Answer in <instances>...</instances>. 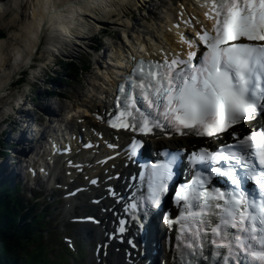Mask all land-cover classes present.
Wrapping results in <instances>:
<instances>
[{"label":"snow or ice","instance_id":"snow-or-ice-1","mask_svg":"<svg viewBox=\"0 0 264 264\" xmlns=\"http://www.w3.org/2000/svg\"><path fill=\"white\" fill-rule=\"evenodd\" d=\"M70 7L102 4L86 0L61 6L58 0H36V34L43 36L49 25L59 27ZM195 7L199 15L186 14L179 5L173 25L178 50L161 49L157 59L151 58L155 53L131 56L130 67L121 66V74L113 78L112 107L105 109L106 116L92 115L115 130L117 139H125L123 145L107 143L114 155L97 163L115 161L121 156L117 148L126 160H135L143 137L216 141V148L199 147L187 155L190 177L180 182L177 153L162 151L163 159L141 165L137 187L143 190L123 201V211L141 233L174 185L175 212L161 214L171 234L167 264H264V0H196ZM71 166L80 170V165ZM107 194L118 195L112 187ZM83 219L96 222L91 216ZM127 223L119 219L108 238H123ZM126 243L137 247L132 238Z\"/></svg>","mask_w":264,"mask_h":264},{"label":"bare ground","instance_id":"bare-ground-1","mask_svg":"<svg viewBox=\"0 0 264 264\" xmlns=\"http://www.w3.org/2000/svg\"><path fill=\"white\" fill-rule=\"evenodd\" d=\"M149 0H100V3L102 4V7H95V8H87L85 7L84 10H77L75 7H70L66 10V15L63 16L62 20L60 21L59 27L53 28L52 25H49L48 28L45 29V34L43 36H39L36 34V25L38 24L39 18L33 17L32 13V7L35 4L36 0H30L29 3L23 2L22 0L19 2L21 9L27 10L28 8H31V14H21L18 15V13L13 14L7 21V23L0 22V26H5L6 30L8 31V34H3L0 36V67L1 69H5V66L9 63L11 59V55L13 54L15 61H10L9 65L11 66L9 71L5 70L2 73H0V92L3 91L2 85L10 81V75L15 71L16 68H19V64H25L27 65L33 58L34 52L37 51L39 45L41 42H44L46 44L45 48L48 50L53 51H60L61 53L63 51L69 52L71 55H75L76 52H79V48H83L87 45V40L89 39V35L97 28L99 27H105L107 24H109L113 14L123 17L124 13H127L129 10H132L133 8L139 7V6H145L146 3H148ZM160 1V0H159ZM86 0H58V3L63 6L65 3L76 5V4H82L85 3ZM161 2V1H160ZM17 2H15L16 4ZM1 4V1H0ZM164 3L161 2V5ZM183 4L186 13H192L195 11V0H178V7L175 9H172L170 6L166 9L165 14L161 19H159V22L152 21L151 23L145 22L147 26H153L151 28H154L157 32V42L163 46H165V49H170L169 44L171 45L172 42L176 44V32L177 28L173 27L174 23L172 20H174L175 24L177 23V15L180 11L179 5ZM28 5V6H27ZM149 8L148 11H150V14L154 15L155 7L152 5V3L148 4ZM147 5V6H148ZM172 5V4H171ZM6 11H2L0 9V16L4 15ZM163 15V14H162ZM123 19V18H122ZM126 21H122L126 24V27H122L121 33L118 34L119 40L117 41L115 37H110L108 39V42H110V48L111 49H104L103 52H101L100 55L95 56V62H98V60L101 58L100 65L95 63L93 64L92 68L94 71L91 78V81L88 82L89 87H86V92H79V94H74V97H78L80 100V104H76L74 102V106L76 107L78 112L77 116L81 117L82 113L85 115H89L90 118L82 120L84 123H90L93 124L97 129H101L103 125L96 121L94 116L92 115L93 112L95 113H101L102 110L106 106L107 101V88L103 87V81L104 78L107 80H112L111 75H107L106 73H103L102 71L105 70L103 66H111L112 68H115L118 65H123L125 62V49L129 50L131 52L135 51L136 49H143L145 46H148V49L158 50L161 49L158 45H150V41L143 42V37L150 38L148 33L145 34L143 30L141 31H135L134 28H132L133 23L129 20H131L129 17H125ZM114 22V21H113ZM121 23V22H119ZM6 24V25H4ZM111 24V23H110ZM18 25V26H17ZM1 28V27H0ZM63 29V31H59V29ZM171 29V31H169ZM55 33V34H53ZM115 49V51H113ZM49 52V51H48ZM80 55V54H79ZM78 55V56H79ZM128 58V57H127ZM22 66V65H21ZM91 68V69H92ZM91 71V70H90ZM1 72V70H0ZM114 72L116 70L114 69ZM15 75V74H14ZM104 77V78H103ZM65 79V78H64ZM55 95V94H54ZM57 95V94H56ZM54 98L53 96H51ZM6 97L0 96V101ZM25 103H28L26 101ZM8 105V104H7ZM70 105V104H69ZM12 106H16V103H12ZM23 106H16L13 110H16V112L21 116L23 115V112H28L27 116H33V111L26 109ZM28 110V111H27ZM49 113L52 112L51 108H48L47 110ZM81 111V112H80ZM52 118L55 119V121L61 120L62 122L68 120L71 115H68V119L66 117H63L61 115L53 114L51 115ZM50 116V117H51ZM34 119H36V116H33ZM5 125H23L21 119L14 118L12 115H8L5 120ZM30 127L34 126V121L29 120ZM71 122V121H69ZM83 125V124H82ZM40 132L43 131L42 128H39ZM100 133V132H96ZM106 138H108L107 135H105ZM10 140H14V142H18L14 138H10ZM26 140L28 142H32V149H35L38 142L34 141L35 138L33 135L28 134L26 137ZM173 140H177V138H173ZM20 150L22 149L19 147ZM29 154V153H28ZM28 155H23V157H26ZM37 156L32 154V159ZM43 156V154H42ZM44 157V156H43ZM88 170V169H86ZM131 173L137 177L135 173V169L131 170ZM55 175H57V170L55 172ZM76 178L75 175L71 174L70 179L74 180ZM77 178L83 182L82 177L80 175L77 176ZM50 180L54 181V178L50 177ZM217 184L220 183L218 180L216 182ZM69 185V183H68ZM24 190V189H23ZM100 192V191H99ZM101 193V192H100ZM31 199L28 198V201ZM82 201V200H80ZM53 205V203H51ZM44 206H42L43 208ZM45 209V208H44ZM160 213H163L164 209H159ZM60 214L57 216L56 219H59ZM159 221L162 224L161 217L158 218ZM64 221L65 220H60ZM59 222V220H58ZM64 227L66 224H62ZM60 233H62V229L60 228ZM80 235L85 234L84 232H78ZM3 236L6 234L2 233ZM88 236V235H87ZM62 237V235H61ZM63 238V237H62ZM90 238V236H88ZM158 238V239H156ZM142 239H146L145 233H142ZM155 240H157V246L155 247V252L160 254L161 253V243H162V235H156L154 237ZM67 242H70L68 239H66ZM71 246V245H70ZM91 247V239L90 241H85L83 239H79L78 241V248L76 247L78 251V255H81V252H85V257L88 258V251ZM117 257V264H122V255L121 253L115 254ZM116 261V260H115ZM114 261V262H115ZM85 264L84 258L79 261V264ZM16 264H19L17 262ZM89 264V259H88ZM91 264V263H90Z\"/></svg>","mask_w":264,"mask_h":264},{"label":"rangeland","instance_id":"rangeland-1","mask_svg":"<svg viewBox=\"0 0 264 264\" xmlns=\"http://www.w3.org/2000/svg\"><path fill=\"white\" fill-rule=\"evenodd\" d=\"M19 2L21 0H18ZM23 2H27L29 3L30 0H22ZM163 4V6H160L159 8H156V4H157V0H149L148 3L145 4V6H139L136 8H133L132 10H129L127 13H124L123 17L117 16L115 14H113V16L111 18H109L110 22L109 24H107L104 28L105 31H107L106 33L103 34L102 36H95L94 37V41L95 43H102L105 45H108L109 42H105L107 39H110V37H115L117 38V41L119 40L118 34L121 33V29L122 27H126V24L124 22H122L123 20L126 21L125 17H129L132 23H133V27L135 26V29L138 30H143V32L147 31L148 29H152L151 27L153 26H147L145 24V22L147 23H151L152 21H156L159 22V19H161V17L164 16L166 9L170 6L172 9H175L176 7H178L177 2L174 4L173 0H160ZM181 1V0H180ZM152 3V5L155 7V14L152 15L150 14V11H148L149 5ZM172 4V5H171ZM148 5V6H147ZM28 6V5H27ZM31 12V8H28L27 10H23L21 9V14H26L28 15V13ZM31 14V13H30ZM163 14V15H162ZM11 15H6L4 18H0V22L3 23H7L9 17H11ZM148 16V17H147ZM123 18V19H122ZM159 18V19H158ZM114 21V22H113ZM121 22V23H119ZM111 23V24H110ZM138 24V25H137ZM6 25V24H4ZM137 25V26H136ZM18 26V25H17ZM0 31L3 32V34H8V31L6 30L5 26H0ZM89 43H93L91 41V39L87 40ZM46 44H44V42H41V44L39 45V49L38 52L35 54V62H31L29 64H31L30 67H28V65L25 64H21L19 66V70L22 69V74L20 75V80H23L22 83L15 85H11L10 88L7 90L8 92H10L8 95H11V99L13 101V103L16 102V100H19V97L23 96L25 97L24 100L28 101V103H25V107L28 108L30 110H33V114L36 116L38 112L42 113V109L44 107V102H41L42 99H37L38 96L44 98V96L41 94V90L42 91H52V90H61L64 92L65 98L64 99H59L61 101V103H57L56 100L53 98L52 99V104H55L57 107L56 109L59 110L58 113L61 114V116L66 117L68 116L69 112L66 107V105L68 104H74V102L77 104L80 103V100L78 99V97H74V94H79V92L83 93L86 92L85 88L89 87L88 82L91 81V76L94 72L93 68L89 69V72H81V75L77 76V77H73L72 80H69L68 83H62L60 82L59 76L63 73H61V69L55 65V62L59 61L60 59L62 60H71V59H77L80 56L83 57L86 60H91V64L92 61L94 60L96 54L94 51H92L91 49H89V57H86L85 53H80L81 51H84L85 49L79 48L78 51L76 52V54L74 55H70L69 53L63 52L60 53L59 55H55L53 50L50 49H46L45 48ZM49 51V52H48ZM80 54V55H79ZM79 55V56H78ZM10 61H14L13 58V54L11 55V59ZM9 61V63H10ZM9 63L5 66V69H1L0 70L3 74L4 70L5 73L6 71H9V69H11ZM93 66V64H92ZM19 70H15V73L12 74V79L11 80H15L17 78V76L20 74ZM91 70V71H90ZM15 74V75H14ZM62 79L64 80V76L62 75ZM45 80V82H44ZM39 93V95H38ZM15 96V101H14V97ZM33 98V99H32ZM8 99L7 97L2 99L0 101V105L2 104H8L7 103ZM20 106H23L20 104ZM64 106V109H62ZM73 106H70L69 108H71ZM7 109L6 106L2 105V108L0 110V117L4 116L5 113L3 111V109ZM74 110H76L75 107H73ZM74 110H72L74 112ZM5 128L7 129V127H5V123H1L0 124V132L1 130ZM14 128L11 127V130H13ZM10 131V128L8 129ZM15 131V130H14ZM8 132H5L4 135H7ZM3 136L0 134V139H2ZM29 145V144H28ZM9 184L10 182H5V184ZM10 186V185H9ZM24 193V191L19 187V195H22ZM25 194H28V191H26ZM48 202V198L47 196L44 197H40L39 198V207L41 206H45ZM52 203V202H51ZM51 207V205H50ZM52 209V208H50ZM50 216V215H49ZM51 217V216H50ZM45 222L47 223L48 227L51 226L54 231H55V227L57 226L58 220H55L54 218H52V222L51 220H46ZM45 241V240H44ZM45 243V242H44ZM56 250L53 249H48L46 254L49 256V253L55 252ZM65 261V260H64ZM62 262L61 264H72V260H68L66 262ZM81 264V263H80ZM85 264H88V258L85 262Z\"/></svg>","mask_w":264,"mask_h":264},{"label":"trees","instance_id":"trees-1","mask_svg":"<svg viewBox=\"0 0 264 264\" xmlns=\"http://www.w3.org/2000/svg\"><path fill=\"white\" fill-rule=\"evenodd\" d=\"M82 64L80 59L61 62L64 76H79L83 72ZM34 206L36 203L28 204L15 191L0 190V264H61L68 261L64 249L53 252L52 257L46 254L49 245L43 242L45 233H40L38 228H48L45 219H51L43 210L35 211ZM1 233L6 235L2 237Z\"/></svg>","mask_w":264,"mask_h":264},{"label":"water","instance_id":"water-1","mask_svg":"<svg viewBox=\"0 0 264 264\" xmlns=\"http://www.w3.org/2000/svg\"><path fill=\"white\" fill-rule=\"evenodd\" d=\"M2 35V33L0 32V36Z\"/></svg>","mask_w":264,"mask_h":264}]
</instances>
